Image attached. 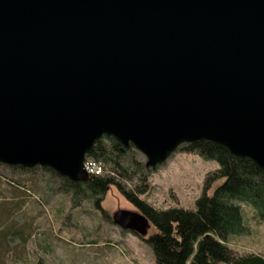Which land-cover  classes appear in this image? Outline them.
Listing matches in <instances>:
<instances>
[{
  "label": "water",
  "instance_id": "1",
  "mask_svg": "<svg viewBox=\"0 0 264 264\" xmlns=\"http://www.w3.org/2000/svg\"><path fill=\"white\" fill-rule=\"evenodd\" d=\"M104 136L151 168L209 140L264 169V0H0V163L87 181Z\"/></svg>",
  "mask_w": 264,
  "mask_h": 264
},
{
  "label": "rangeland",
  "instance_id": "2",
  "mask_svg": "<svg viewBox=\"0 0 264 264\" xmlns=\"http://www.w3.org/2000/svg\"><path fill=\"white\" fill-rule=\"evenodd\" d=\"M218 167L216 160L177 150L153 172L142 198L159 210H195L208 173ZM102 207L113 223L94 202L75 205L63 183L44 167L14 171L0 163V264H157L145 240L157 232L153 223L145 236L116 225L119 211L141 214L116 186ZM252 209L243 204L250 229L232 237L230 246L241 254L264 255V222Z\"/></svg>",
  "mask_w": 264,
  "mask_h": 264
},
{
  "label": "trees",
  "instance_id": "3",
  "mask_svg": "<svg viewBox=\"0 0 264 264\" xmlns=\"http://www.w3.org/2000/svg\"><path fill=\"white\" fill-rule=\"evenodd\" d=\"M178 150L219 163L217 169L208 173L195 210L182 207L159 210L144 200L142 196L149 191L150 178L158 167H148L135 147L126 148L114 137L99 139L87 155L104 164L103 176L91 175L87 181H74L53 169H45L52 172L54 181L63 183L75 205L94 202L108 221L111 216L102 202L110 187L116 186L157 228L156 233L145 239L157 264H264L263 254H241L230 246L232 237L244 235L250 229L243 204L252 207L256 218L264 222V169L251 158L235 155L209 140L184 143ZM40 167L10 166L14 171ZM38 264H43L42 260Z\"/></svg>",
  "mask_w": 264,
  "mask_h": 264
},
{
  "label": "built area",
  "instance_id": "4",
  "mask_svg": "<svg viewBox=\"0 0 264 264\" xmlns=\"http://www.w3.org/2000/svg\"><path fill=\"white\" fill-rule=\"evenodd\" d=\"M85 169L90 176H103L106 173V168L102 162L88 156L85 160Z\"/></svg>",
  "mask_w": 264,
  "mask_h": 264
}]
</instances>
